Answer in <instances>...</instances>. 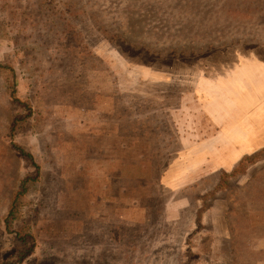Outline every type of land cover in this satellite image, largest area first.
<instances>
[{"label": "rangeland", "instance_id": "374dc122", "mask_svg": "<svg viewBox=\"0 0 264 264\" xmlns=\"http://www.w3.org/2000/svg\"><path fill=\"white\" fill-rule=\"evenodd\" d=\"M31 3L0 0V264H264V0H73L43 52Z\"/></svg>", "mask_w": 264, "mask_h": 264}, {"label": "trees", "instance_id": "16d2710c", "mask_svg": "<svg viewBox=\"0 0 264 264\" xmlns=\"http://www.w3.org/2000/svg\"><path fill=\"white\" fill-rule=\"evenodd\" d=\"M29 1L32 2L31 4L36 5V7L38 8L36 9L41 15V17L38 18V23H39L38 32H39L40 39L36 40L35 42H32V44L29 43L30 45V49H28L29 52L37 51V50L43 52L45 50L52 49L54 47L52 46V43H51L52 41L50 39L54 24H58L59 29L63 28V30L61 31L66 35L70 33L74 35V33L78 32L76 28V22H77L76 18L81 15L84 8L83 7L77 8L78 5L73 4V0H65L64 2H62L60 6L58 5L59 2H57V0H29ZM28 36L33 38V36H30V35ZM32 45H34L35 47H33ZM80 51H81V47L79 43H76V46H74V50H73L74 56H72V58H75L76 56H80ZM90 59L91 57L87 60L90 61ZM88 65L97 67L95 66L93 62H89ZM249 157L250 158H247V159L252 160L258 156L253 155ZM225 174L226 172H224L223 175ZM29 181L30 180L23 181L21 190L16 195L15 204L27 194L28 192L27 184ZM227 185H229L228 181H226V186ZM13 215H14V210L10 216L12 217ZM8 230H9V226H8ZM18 235H19L18 242L20 243H27L28 241L32 242L34 239L32 237H24L21 234H18ZM224 245L227 247V251H231L233 256H235V250L233 251V245L227 242H225ZM31 253H32V248L28 249L25 252V254L23 255L21 254L18 264L23 263L27 258H29Z\"/></svg>", "mask_w": 264, "mask_h": 264}, {"label": "crops", "instance_id": "0c3cea01", "mask_svg": "<svg viewBox=\"0 0 264 264\" xmlns=\"http://www.w3.org/2000/svg\"><path fill=\"white\" fill-rule=\"evenodd\" d=\"M75 251H76V250H75ZM76 253H77V255H78L79 252L77 251ZM81 253H84V252H81ZM87 253H88V252H87Z\"/></svg>", "mask_w": 264, "mask_h": 264}]
</instances>
